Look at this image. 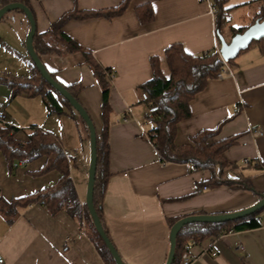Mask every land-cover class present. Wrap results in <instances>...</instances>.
I'll return each instance as SVG.
<instances>
[{
  "label": "crops",
  "instance_id": "0c3cea01",
  "mask_svg": "<svg viewBox=\"0 0 264 264\" xmlns=\"http://www.w3.org/2000/svg\"><path fill=\"white\" fill-rule=\"evenodd\" d=\"M122 1L29 0L40 33L47 32L74 8L96 11L116 7ZM262 4L261 0H226L225 7L234 8L231 23L239 28L250 24ZM142 5L152 7L151 20H142L138 15L137 9ZM210 9L207 0H130L121 15L74 18L62 28L89 50L103 69L116 67L111 80L112 113L107 141L110 175L102 215L108 235L125 264H165L172 218L237 211L259 200L251 190L227 185L196 192L194 186L207 185L211 171L194 170L189 163L161 161L149 138L153 123L148 121V104L139 86L153 77L150 58L158 56L163 74L169 77L165 50L171 44L180 43L193 55L214 49L218 35ZM26 37L23 15L13 10L6 13L0 20V42L4 39L7 46L25 50L22 57L30 73ZM225 38L230 40L231 36ZM42 61L62 83L83 85L79 100L99 132L103 127L102 88L85 55L80 51L44 55ZM229 65L233 75L209 80L207 87L190 102L192 115L178 123L175 142L185 144L200 130L218 126L216 139L241 135L225 152L235 167L223 171L233 177H248L258 191L264 192V52L252 45ZM3 106L6 121L20 128L17 137L26 140L31 129L8 121V111ZM67 113L76 115L69 110L49 114ZM122 113L129 117L127 122L121 119ZM61 125L57 129L64 132ZM256 126H261L262 135L254 134ZM60 143L71 159L70 176L84 203L88 173L72 171L76 161L71 156V144L67 139ZM44 161L38 158L28 165L20 163L11 172L0 152V253L4 264H107L91 239V229L84 217L77 219L65 210L51 213L41 203H33L12 215L2 210L1 200L11 202L60 179L56 170L34 175ZM261 219L260 228L221 234L213 243L215 256L203 252L209 244H197L191 250L194 260L190 264H264V212Z\"/></svg>",
  "mask_w": 264,
  "mask_h": 264
},
{
  "label": "trees",
  "instance_id": "16d2710c",
  "mask_svg": "<svg viewBox=\"0 0 264 264\" xmlns=\"http://www.w3.org/2000/svg\"><path fill=\"white\" fill-rule=\"evenodd\" d=\"M129 1L123 0L116 7L96 11H80L74 8L63 14L51 25L47 32L40 33L36 29L33 39L34 49L41 60L44 55H66L73 52H82L102 88L101 119L103 127L99 132L97 131L98 160L94 186V205L107 235L108 232L103 223L102 200L110 175V150L107 141L112 113L110 103L112 79L107 75L109 68L103 69L92 56L91 52L74 41L62 28L69 20L74 18H113L121 15L127 9ZM261 1L263 2L264 0ZM14 2L24 3L32 11L29 0H0V8ZM225 2L226 0H213L214 5L217 6L215 28L218 37L220 35L232 37L238 32L245 31L256 20L264 19V4H262L249 25L236 28L231 23V12L234 8H226ZM14 10L23 15L28 34L30 30L28 17L21 9ZM137 13L142 20H151L153 17V10L150 5L138 7ZM252 45H258L264 52V38L254 40L250 46ZM165 52L170 68L169 77L163 74L159 57L151 56L153 77L139 86L142 92H146L153 104L159 108L154 118L150 119L149 117L153 123L149 132V138L156 148L160 160L163 162L189 163L194 170L209 169L212 176L207 181L208 187L227 185L248 189L254 192L260 200L264 196V192L258 191L248 177H233L228 172L223 171L224 168L231 169L235 167L226 158L225 152L238 142L241 135L216 139L220 132V126H218L215 129L200 130L191 136L189 142L185 144L177 145L175 142L178 123L190 118L192 115L190 102L207 87L209 80L217 78L218 73L224 66V60L219 52L216 49H212L201 55H193L186 52L180 43L171 44L166 48ZM28 57L31 65L29 74L10 76L9 78L0 77V81L11 87L14 96L19 93H26L29 96L41 95L49 113L63 114L69 110L73 114H77L78 112L70 102L48 83L31 57L29 55ZM235 59H231L227 63L232 64ZM49 72L59 81L55 72ZM59 82L79 100V93L83 89V85L80 83L66 85L61 81ZM80 118L83 119L81 116ZM85 125L89 131L86 122ZM19 131L20 128L13 124L7 121H0V152L5 156L10 171L14 172L20 163L28 165L38 158H44L43 166L34 172V175H41L56 170L60 173V179L56 183L45 186L30 195L13 199L11 202L1 200L3 204L2 210L6 214L12 215L33 203H41L51 213L65 210L77 219L84 217L91 229V239L101 256L107 264H117L96 230L93 217L88 210L86 202L82 203L80 201L76 186L70 176L71 159L67 156L58 136L34 125L27 134V139L21 140L17 137ZM263 212L264 208L228 222H192L184 225L177 235L172 264H185L182 262V255L187 251V246L191 240H195L199 245L212 244L223 233L246 231L262 227L261 215ZM180 218L182 217L170 219V227Z\"/></svg>",
  "mask_w": 264,
  "mask_h": 264
},
{
  "label": "water",
  "instance_id": "95a60500",
  "mask_svg": "<svg viewBox=\"0 0 264 264\" xmlns=\"http://www.w3.org/2000/svg\"><path fill=\"white\" fill-rule=\"evenodd\" d=\"M14 9H21L26 14L30 22V30L26 37V49L29 56L41 72L42 76L48 81L50 85H52L60 94H62L70 102V104L83 118L89 128L91 142V159L88 172L86 204L91 216L93 217V222L96 227V230L98 231L99 235L101 236L109 251L111 252L115 262L117 264H125L116 247L114 246L113 242L105 232L100 216L94 205V186L96 181L95 179L98 160L97 130L94 125V122L86 108L82 105V103L78 99H76L64 87L63 84L57 81L50 74L41 58L37 55L33 45L34 34L36 31V20L31 9L21 2L10 3L0 8V19L4 14ZM262 38H264V19L256 20L253 24L248 26L245 31L236 33L234 36L231 37L230 40H227L223 35H220V55L222 59L227 62L231 59L236 58L238 54L242 50L247 49L254 40H260ZM262 208H264V196L253 205L241 210L214 214H192L180 218L172 225L170 230V250L165 264H172L176 248L177 235L184 225L192 222H228L250 215Z\"/></svg>",
  "mask_w": 264,
  "mask_h": 264
},
{
  "label": "rangeland",
  "instance_id": "374dc122",
  "mask_svg": "<svg viewBox=\"0 0 264 264\" xmlns=\"http://www.w3.org/2000/svg\"><path fill=\"white\" fill-rule=\"evenodd\" d=\"M9 12H12V10ZM24 52L25 50L20 51L16 47L7 46L4 39H2L0 42V77L9 78L10 76L29 74L26 59L22 57ZM0 103L7 108L8 121L15 124L19 123L21 127H27L29 130L33 127V124H37L58 135L61 141L67 139L72 148L71 156L76 161L72 171L89 172L91 159L90 135L85 122L78 113H75V116L71 113L63 116L49 114L47 105L41 95L29 96L26 93H19L14 96L11 87L3 81H0ZM146 113L150 117L147 107ZM148 121L150 122L149 118ZM60 125L64 127V132L57 129Z\"/></svg>",
  "mask_w": 264,
  "mask_h": 264
},
{
  "label": "built area",
  "instance_id": "2783aa9c",
  "mask_svg": "<svg viewBox=\"0 0 264 264\" xmlns=\"http://www.w3.org/2000/svg\"><path fill=\"white\" fill-rule=\"evenodd\" d=\"M38 1H41V0H38ZM207 1L211 3L210 13L216 19V17H217V6L214 5L213 0H207ZM220 47H221V42H220L219 37L217 36L216 46L214 49H216L219 52V54H220ZM115 71H116L115 66H112L111 68H109V70L107 71V75L109 76V78H111V79L114 78ZM226 75H233V72H232V68L230 67V65L224 60V66H223L222 70L218 73L217 78L222 79ZM142 98L148 104V112L150 114V119L154 118L155 114L159 111L158 106L153 104V102L149 99L148 94L146 92L142 93ZM6 119H7V112L4 108V106L2 104H0V121L6 122ZM121 119L123 121L127 122L129 120V117L126 115V113H122ZM253 132L257 136L263 134V130H262L261 126H256L253 129ZM245 161L247 162L248 159H246ZM208 188L209 187L207 185L196 184L194 186V190L196 192L206 191V190H208ZM196 245H197V242L195 240H191L189 242V244L187 246V251L185 253H183V255H182V262L183 263L190 264L194 260V257L190 253H191V250ZM203 252H208L212 256H215L217 254L216 250L213 247V243L209 244L208 246H205ZM4 262H5V259H4L3 255L0 253V264H4Z\"/></svg>",
  "mask_w": 264,
  "mask_h": 264
}]
</instances>
